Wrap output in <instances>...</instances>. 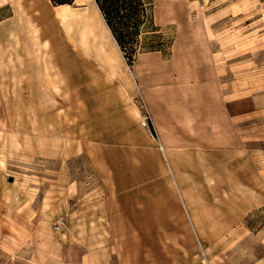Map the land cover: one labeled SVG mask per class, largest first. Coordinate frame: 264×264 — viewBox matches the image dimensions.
<instances>
[{
  "label": "rangeland",
  "instance_id": "obj_1",
  "mask_svg": "<svg viewBox=\"0 0 264 264\" xmlns=\"http://www.w3.org/2000/svg\"><path fill=\"white\" fill-rule=\"evenodd\" d=\"M90 1L70 6L79 14L93 7ZM151 1L156 31L144 30L140 40L163 52L141 48L130 65L112 33L105 46L92 34H64L61 28L45 34L52 22L37 19L34 7L54 12L60 6L50 0H0L1 263L29 255L41 262L50 242L56 243L54 225L66 217L62 203H75L74 194L96 184L86 158L73 150L96 142L98 125L101 138L112 143L135 129L156 145L160 136L182 149L212 145L214 155L221 147L227 157L196 167L199 175H208L206 169L217 175L221 158L235 171L244 143L246 193L264 192L252 166L264 159V0ZM119 58L128 67L123 72ZM142 78L175 104L159 109L153 102L149 112L138 87ZM241 114L244 122L230 117ZM198 182L204 185V175ZM148 189L150 209L173 207L171 199L160 205L153 197L161 189L156 184ZM212 202L213 211L220 210L218 199ZM178 226L149 231L150 239L182 241L149 247L152 264H264V206L243 217L218 215L209 230L195 231L187 217Z\"/></svg>",
  "mask_w": 264,
  "mask_h": 264
},
{
  "label": "crops",
  "instance_id": "obj_2",
  "mask_svg": "<svg viewBox=\"0 0 264 264\" xmlns=\"http://www.w3.org/2000/svg\"><path fill=\"white\" fill-rule=\"evenodd\" d=\"M99 29L104 31L101 25ZM111 42L109 44L113 46ZM119 61V68L123 72L127 67L124 58H119ZM154 86L143 78L138 84L149 112L153 109V102L160 104L159 109L175 104L170 105L165 92L159 88L153 93ZM204 99L207 101V97ZM224 115L228 121V109ZM245 116L230 117L244 122ZM113 132L110 130L107 133L111 135ZM100 135L101 127L98 125L96 142L83 143L79 149L73 150V155L86 158L96 184L78 195L74 194L75 203L70 200L62 203L65 227L58 232L56 243L50 242L48 247L51 249L44 250L41 262L29 255L19 258L15 264H152L149 247H178L182 241L175 238L150 239L149 231L179 230L178 225H182L186 217L195 231L209 230L213 218L216 219L218 215L243 217L246 212L264 206V192L261 193V189L253 194L246 193L244 143L240 148L242 153L239 150L236 153L235 171L230 170L234 163L221 158L219 166L216 164L219 169L217 175H214L215 171L206 169L208 175L203 174L205 182L200 186L198 181L203 175L197 173L196 167L205 166V162L214 156L227 157L221 147L215 148L218 154L214 155L212 145L182 149L164 142L160 136L156 145L155 139L145 130L135 129L124 133V137L114 143ZM252 166L258 170L256 175L259 181L264 180V159L254 160ZM211 182L217 183L215 188ZM152 184L161 188L153 196L160 201L159 204L165 205L164 200L171 199L173 207L149 208L148 187ZM214 198L219 201L216 207L220 210L216 212L212 209ZM181 203L184 208L180 206ZM149 217L156 223H150ZM53 255L59 259L53 260ZM174 256L168 260L174 262Z\"/></svg>",
  "mask_w": 264,
  "mask_h": 264
},
{
  "label": "trees",
  "instance_id": "obj_3",
  "mask_svg": "<svg viewBox=\"0 0 264 264\" xmlns=\"http://www.w3.org/2000/svg\"><path fill=\"white\" fill-rule=\"evenodd\" d=\"M56 6L72 5L76 0H50ZM98 6L104 20L117 42L121 52L128 61L134 62L139 49L161 51L162 47L155 42L141 43L144 30L154 33L151 20V0H93Z\"/></svg>",
  "mask_w": 264,
  "mask_h": 264
},
{
  "label": "bare ground",
  "instance_id": "obj_4",
  "mask_svg": "<svg viewBox=\"0 0 264 264\" xmlns=\"http://www.w3.org/2000/svg\"><path fill=\"white\" fill-rule=\"evenodd\" d=\"M90 2L93 3V7H89L79 14H74L70 5L60 6L56 8V11L52 12L43 4H37L34 10L38 11L36 18L40 19L41 22H52L50 29L45 34H54L58 28H61L64 34H82L84 37L92 34L96 38V44L98 46H105L107 40L106 34L109 33L111 35V32L96 3L93 0ZM100 25L105 32L99 29ZM113 41L117 45L114 38Z\"/></svg>",
  "mask_w": 264,
  "mask_h": 264
},
{
  "label": "built area",
  "instance_id": "obj_5",
  "mask_svg": "<svg viewBox=\"0 0 264 264\" xmlns=\"http://www.w3.org/2000/svg\"><path fill=\"white\" fill-rule=\"evenodd\" d=\"M65 224H66L65 220H64L63 218H60V219L56 222V224L54 225V230H55L56 232H60V231L62 230V228L65 227Z\"/></svg>",
  "mask_w": 264,
  "mask_h": 264
},
{
  "label": "water",
  "instance_id": "obj_6",
  "mask_svg": "<svg viewBox=\"0 0 264 264\" xmlns=\"http://www.w3.org/2000/svg\"><path fill=\"white\" fill-rule=\"evenodd\" d=\"M12 181V180H11Z\"/></svg>",
  "mask_w": 264,
  "mask_h": 264
}]
</instances>
